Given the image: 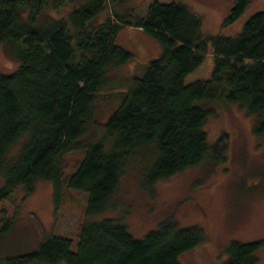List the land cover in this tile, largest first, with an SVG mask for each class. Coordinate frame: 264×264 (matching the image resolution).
Listing matches in <instances>:
<instances>
[{
  "label": "trees",
  "instance_id": "1",
  "mask_svg": "<svg viewBox=\"0 0 264 264\" xmlns=\"http://www.w3.org/2000/svg\"><path fill=\"white\" fill-rule=\"evenodd\" d=\"M111 1L0 0V46L16 48L20 60L14 73H0V202L19 187L31 195L39 181L52 184L55 208L73 191L88 199L77 241L45 233L37 248L1 264H180L183 253L207 240L203 228L169 218L136 238L123 215L99 218L114 211L122 177L137 170L141 188L153 190L205 160L224 161L229 135L210 144L206 129L214 103L237 104L256 118L253 134H264V10L239 34L211 38L202 15L179 0H153L144 16L113 11L91 26ZM234 1L226 22L240 18L251 0ZM61 6L69 13L51 14ZM125 26L143 29L162 49L120 86L113 77L133 56L119 42ZM208 55L210 76L187 82ZM116 87L120 100L101 120L102 97ZM75 152L82 158L68 172L67 156ZM13 224L0 215V241ZM263 247L262 239L234 241L225 264H257Z\"/></svg>",
  "mask_w": 264,
  "mask_h": 264
},
{
  "label": "rangeland",
  "instance_id": "2",
  "mask_svg": "<svg viewBox=\"0 0 264 264\" xmlns=\"http://www.w3.org/2000/svg\"><path fill=\"white\" fill-rule=\"evenodd\" d=\"M152 1L112 0L90 25L104 22L113 11L144 16ZM179 1L202 15L205 35L210 38L218 34H239L254 13L264 10V0H251L242 16L231 23L226 19L235 5L234 0ZM69 11L68 6L50 10L55 16H64ZM119 42L133 54L128 63L117 69L118 75L113 77L123 86L148 61L159 56L162 47L157 39L133 26L124 27ZM213 64V56L208 55L204 64L188 76L187 82L208 78ZM19 65L17 49L2 44L0 73L12 74ZM115 89L111 94L105 91L107 93L102 97L99 105L101 120L120 100L123 89ZM211 105L213 116L206 126L208 140L212 144L222 134L229 135L230 148L226 159L218 163L205 160L158 181L153 190L142 189L137 170H130L122 177L114 196V211L99 217L123 215L136 238H143L169 218L184 228H203L207 240L198 248L183 253L180 264H225L227 248L232 242L264 240V134H253L252 124L256 118L249 116L237 104L219 102ZM92 137L88 135L86 140ZM81 158L82 152L68 155L67 171H75ZM87 202L86 194L73 191L61 206L55 208L50 182L39 181L34 192L28 196L22 187L17 188L9 200L0 202V215L14 218L12 228L0 241V260L4 256L34 250L43 235L49 232L67 235L77 241L80 223L86 217ZM257 264H264V247L258 253Z\"/></svg>",
  "mask_w": 264,
  "mask_h": 264
}]
</instances>
